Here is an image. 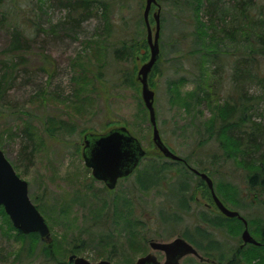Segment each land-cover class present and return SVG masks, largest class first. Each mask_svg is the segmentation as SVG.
Returning <instances> with one entry per match:
<instances>
[{
  "label": "rangeland",
  "instance_id": "374dc122",
  "mask_svg": "<svg viewBox=\"0 0 264 264\" xmlns=\"http://www.w3.org/2000/svg\"><path fill=\"white\" fill-rule=\"evenodd\" d=\"M80 1L84 0H0V149L28 182L30 198L51 230L60 264H69L72 254L93 263L134 264L151 252L164 262L165 254L153 251L150 242L177 237L189 241L182 235L197 233L198 224H205L212 237L209 249L216 252L217 262L189 256L182 264H264V247L240 248L242 224L226 220L215 224L225 216L207 183L187 166L207 173L221 200L246 218L256 239H263L264 187L249 185L250 173L234 159L237 145L227 132L217 135L213 130L219 107L226 102L212 90L219 78L209 73L200 81L189 64L174 81L151 73L161 136L189 164L174 163L154 144L138 79L151 58L145 24L139 28L145 45L136 58L114 57L124 32L120 22L128 26L127 35L132 34L141 25L139 15L144 19L146 0H92L93 12L85 18L69 6ZM224 1L229 6L233 0ZM157 11L153 6L149 14L153 34ZM163 46L167 52L170 44L165 41ZM162 56L165 67L171 56ZM7 59L19 68L9 66ZM124 72L131 73L135 83L120 78ZM228 76H223V86L228 85ZM251 92L257 93L255 85ZM256 114L264 125V102ZM61 122L71 131L64 130ZM117 127H125L140 142L145 156L131 177L108 190L85 164L84 137ZM145 171L156 173L160 183L139 190L135 176ZM180 176L189 188L177 194L169 187ZM181 197L188 204L182 205ZM27 243L9 216L0 212V264H21L26 258L21 248Z\"/></svg>",
  "mask_w": 264,
  "mask_h": 264
},
{
  "label": "trees",
  "instance_id": "16d2710c",
  "mask_svg": "<svg viewBox=\"0 0 264 264\" xmlns=\"http://www.w3.org/2000/svg\"><path fill=\"white\" fill-rule=\"evenodd\" d=\"M157 1L164 8L161 14V53L171 58L166 59L168 65L162 67L164 63L160 57L154 71L162 74L168 81H174L177 79L175 77L185 70V64H189L200 81L209 73H211L209 76L215 75L219 78L217 84L212 85V90L214 94H222L221 98L226 102L223 103L224 106L219 107L213 122V130H217V135L227 132L237 145V155L234 159L240 160L238 167L250 173L249 185L254 189L264 187V125L257 121L256 114L258 107L264 102V3L258 4L255 0H233L226 6L223 0ZM92 3V0H84L74 4L69 2V6L73 5L75 7L73 13L78 11L82 13L81 17L85 18L93 12ZM142 4L141 1L140 9ZM120 23L124 32L120 33L117 46L114 47V57L119 61L135 59L137 51L145 45L144 33L139 30L145 24L144 19L139 15L138 23L141 25H136L129 36L125 32L128 29L126 23L124 21ZM165 41L170 44L167 52H164ZM206 60L211 62L213 70L205 67ZM6 62L9 66H15L13 59H7ZM225 75H229L227 86H223L222 82ZM119 77L135 83V77L131 73L124 72ZM253 85L257 87V93L251 94ZM205 92L209 97L210 93ZM61 124L65 126L64 130L71 131L67 125L62 122ZM230 157L229 155L228 158ZM174 163L189 164L188 161ZM135 177L139 190H146L160 183L154 172L145 171L143 176L137 174ZM181 187L182 181L178 180L175 181L173 188H169L175 192L181 190ZM181 198L182 205L188 204L186 198ZM0 212L5 213L3 207H0ZM225 220L238 221L244 229L243 222L236 218H219L215 224ZM204 229L205 224H198L195 228L197 233L188 236L184 232L182 236L188 238L201 256L216 261L214 255L216 252L209 249L213 239ZM19 233L29 241L21 248L26 257L24 260L21 258V264H34L37 261L41 264H58L53 241L43 242L35 233L30 235ZM260 241H263L262 245H253L256 249L264 245V237Z\"/></svg>",
  "mask_w": 264,
  "mask_h": 264
},
{
  "label": "water",
  "instance_id": "95a60500",
  "mask_svg": "<svg viewBox=\"0 0 264 264\" xmlns=\"http://www.w3.org/2000/svg\"><path fill=\"white\" fill-rule=\"evenodd\" d=\"M157 0H146L144 18L148 31V44L151 50V58L148 63L143 65L139 71V80L142 84V96L144 104L150 115V122L153 126V141L162 154L172 160L180 161L181 157L174 154L164 143L157 125V115L154 107L155 93L150 89L148 78L153 71L160 55V14H155L156 32L149 24V13ZM84 158L87 166L92 168L93 175L97 179L104 181L110 188L114 189L120 178L130 175L138 166L140 160L145 155L140 142L133 137L125 128H116L106 134L93 135L85 137ZM195 173L207 182L212 199L217 208L226 217H239L246 228L242 233V239L245 244H260L250 234L247 221L239 215L238 212L228 209L215 193L212 179L201 174L197 170ZM0 206H3L6 214L9 216L15 228L23 234L28 235L37 233L42 241H51V231L45 218L38 208L32 202L29 195V184L23 180L15 171L11 162L0 149ZM150 246L155 251H162L166 255V260L161 263L153 253H149L137 260L135 264H180V260L193 255L199 257V253L192 244L183 238H177L170 242L152 241ZM71 264H113L109 261L90 262L89 260L71 255L69 257Z\"/></svg>",
  "mask_w": 264,
  "mask_h": 264
},
{
  "label": "bare ground",
  "instance_id": "6f19581e",
  "mask_svg": "<svg viewBox=\"0 0 264 264\" xmlns=\"http://www.w3.org/2000/svg\"><path fill=\"white\" fill-rule=\"evenodd\" d=\"M209 64L210 66H209V69L212 67L211 66V62L210 61H207L206 60V62H205V67H206V64ZM14 65H15V67L16 68H19V65L18 64H16V63H14ZM252 93V92H251ZM253 94V93H252ZM189 168V170H190V172L193 174V176H195L196 178H200V179H203L202 177H201V175H199V174H197V173H195L194 172V170H197L199 173H201V174H206V175H208L207 173H205V172H203V171H201V170H199V169H197V168H193V167H188ZM188 169H187V171H189ZM178 180H181L182 181V187L181 188H184L183 190H185V189H187V188H189V186H188V184H187V180H186V178H184L183 176H180L179 178H178ZM177 180V181H178ZM209 188V187H208ZM220 199V201L223 203V204H225V201H223V200H221V198H219ZM226 205V204H225ZM242 241H243V239H242ZM257 242H260V244H258L259 246L260 245H262L263 244V241H260V240H258ZM245 246H247L245 243H244V241L241 243V246H240V248L241 249H243ZM257 246V245H256ZM262 247H264V245L263 246H261L260 248H262ZM259 248V249H260ZM222 255V254H221ZM211 261V260H210ZM215 262V261H214ZM213 263V262H212Z\"/></svg>",
  "mask_w": 264,
  "mask_h": 264
}]
</instances>
